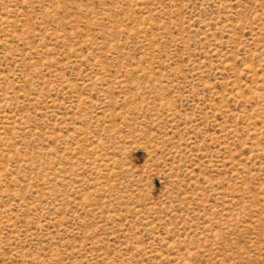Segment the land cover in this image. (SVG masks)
Segmentation results:
<instances>
[{
  "label": "rangeland",
  "instance_id": "obj_1",
  "mask_svg": "<svg viewBox=\"0 0 264 264\" xmlns=\"http://www.w3.org/2000/svg\"><path fill=\"white\" fill-rule=\"evenodd\" d=\"M0 264H264V0H0Z\"/></svg>",
  "mask_w": 264,
  "mask_h": 264
}]
</instances>
